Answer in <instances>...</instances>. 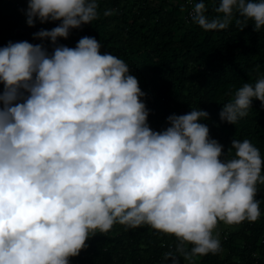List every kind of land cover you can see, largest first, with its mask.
Instances as JSON below:
<instances>
[{
    "label": "clouds",
    "instance_id": "1",
    "mask_svg": "<svg viewBox=\"0 0 264 264\" xmlns=\"http://www.w3.org/2000/svg\"><path fill=\"white\" fill-rule=\"evenodd\" d=\"M215 12L201 0L190 15L204 31L228 29L235 14L264 28V0H220ZM98 15L97 0H28L29 27L60 22L33 34L52 52L28 41L0 47V264H70L115 224L174 236L175 250L163 254L171 264L221 253L220 222L261 216L259 149L233 139L225 153L200 108L153 130L146 94L122 59L93 37L58 43ZM253 99L264 105V74L239 88L220 120L236 125Z\"/></svg>",
    "mask_w": 264,
    "mask_h": 264
},
{
    "label": "trees",
    "instance_id": "2",
    "mask_svg": "<svg viewBox=\"0 0 264 264\" xmlns=\"http://www.w3.org/2000/svg\"><path fill=\"white\" fill-rule=\"evenodd\" d=\"M199 2L97 0L98 19L70 30L69 37L60 38L58 43L74 48L82 37H93L102 53L122 59L146 94L143 100L150 110L148 123L153 130L168 127L167 117L172 114L200 108L209 113V119L200 122L209 127L210 137L223 145L225 153L233 139H247L264 160V105L253 99L248 115L236 125L222 122L219 115L239 88L254 84L264 74V28L256 32L254 21L245 24L244 18L235 14L228 29L204 31L187 14ZM202 2L209 17L218 15L215 8L220 0ZM27 8L28 0H0V47L9 41H28L33 45L43 43L52 52L50 40L35 39L33 34L51 30L60 22L42 24L37 20L35 27H29ZM106 11L112 14L105 15ZM232 155L234 150L228 158ZM257 188L260 218L239 225L220 222L216 232L223 251L196 256L192 264H264V185ZM177 243L174 236L148 225L128 229L115 224L108 233L89 238L87 247L70 258V264H171L163 254L174 251ZM180 264L188 262L180 257Z\"/></svg>",
    "mask_w": 264,
    "mask_h": 264
},
{
    "label": "built area",
    "instance_id": "3",
    "mask_svg": "<svg viewBox=\"0 0 264 264\" xmlns=\"http://www.w3.org/2000/svg\"><path fill=\"white\" fill-rule=\"evenodd\" d=\"M191 11H192V8L190 7L189 10H188V12H187V14L189 15V17H191V15H190Z\"/></svg>",
    "mask_w": 264,
    "mask_h": 264
},
{
    "label": "rangeland",
    "instance_id": "4",
    "mask_svg": "<svg viewBox=\"0 0 264 264\" xmlns=\"http://www.w3.org/2000/svg\"><path fill=\"white\" fill-rule=\"evenodd\" d=\"M221 227H222V226H221ZM223 230H226V229H224V226H223ZM223 230H222V231H223Z\"/></svg>",
    "mask_w": 264,
    "mask_h": 264
}]
</instances>
